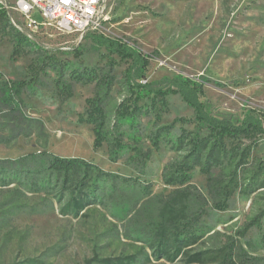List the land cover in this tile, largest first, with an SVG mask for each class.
<instances>
[{"label":"rangeland","instance_id":"rangeland-1","mask_svg":"<svg viewBox=\"0 0 264 264\" xmlns=\"http://www.w3.org/2000/svg\"><path fill=\"white\" fill-rule=\"evenodd\" d=\"M13 3L0 0V6L9 11L11 25L19 30L23 19L12 10ZM101 5L103 18L96 29L71 34H58L47 27L30 34L21 31L32 43L14 59L12 26L0 21L1 77L28 78L29 66L39 67L44 59L60 63L68 80L71 70L99 71L113 59V74L122 81L131 60L107 51L99 39L125 37L131 47L154 54L146 72L148 81L178 75L202 77V99L211 115L234 122L249 110L264 115V0H103ZM34 18L41 19L37 13ZM34 47L48 50L42 55ZM39 77L40 84L24 89L21 98L26 114L42 121L47 144L41 147L35 136H21L9 146L0 144V158L47 150L82 157L119 178L103 183L96 202L73 215L62 212L70 195L60 191V183L53 178L39 175L41 188L34 191L24 175L8 174L6 182L0 183V264H102L103 259H119V264H186L183 257L174 261L156 257L146 242L163 213L167 219L185 213L199 220L201 227L205 225V233L191 252L230 244L237 250L241 245L252 257L251 264H264V215L259 227L253 225L244 236L238 234L264 208V187L251 195L237 190L228 207L217 210L207 193L205 176L195 167L189 185L178 195L174 191L182 186L162 180L165 166L180 156L169 143L161 142L141 169L129 160L131 152L126 150L111 162L105 143L93 150L91 125L77 120L86 98L93 95L94 82L74 83L72 96L61 102L55 71L47 67ZM112 95L111 108L129 97L120 82L113 86ZM167 101L161 123L173 122L169 139L175 141L182 128L194 129L193 109L178 94H169ZM152 113L138 119L144 133L151 128ZM149 145L143 137L142 146ZM249 163V167L264 165V137L254 145ZM247 173H242L241 180L246 181ZM142 186L150 187V195L143 196Z\"/></svg>","mask_w":264,"mask_h":264},{"label":"trees","instance_id":"trees-1","mask_svg":"<svg viewBox=\"0 0 264 264\" xmlns=\"http://www.w3.org/2000/svg\"><path fill=\"white\" fill-rule=\"evenodd\" d=\"M0 21H7L11 25L5 9L1 6ZM11 39L12 59L23 54L25 46L32 43L14 26ZM99 42L107 51L116 53L121 59L131 60L123 72L122 81L113 74V59H108L106 66L99 71L86 67L71 70L68 80L64 78L65 69L60 63L44 59L39 67L29 66L31 76L28 78L3 79L0 75V144L9 146L21 136L30 138L33 135L41 140L38 143L41 147L46 146L47 135L43 130V123L40 119L26 114L21 93L28 87L38 86L41 82L39 73L51 67L57 74L54 84L61 102L72 96L74 83L94 82L93 95L86 98L85 109L77 120L91 125L93 150H97L105 143L107 157L111 162H116L126 150L131 152L128 155L129 160L141 169L152 151L159 149L161 142L169 143L170 148L179 152L180 156L165 166L163 182L182 186L183 189L174 191L182 195L185 187L189 185L190 172L198 167L200 173L205 176V186L212 206L217 210H225L237 190L242 194L251 195L264 187V165L248 166L254 145L260 137H264V115L249 110L237 122L227 117L213 116L202 99V77L178 75L164 79L165 81H148L146 72L150 60L155 57L153 53H144L131 47L129 39L125 37L101 36ZM34 48L36 53L42 55L48 50ZM49 59L53 60L51 57ZM119 82L129 97L111 108L109 105L113 99L112 88ZM169 94H178L193 109L194 129L182 128L175 141L169 139L173 122L161 123L162 114L167 109ZM141 100L144 101L140 103ZM151 113L153 115L151 128L144 133L138 119ZM143 137L149 141V146H142ZM245 171L248 173L246 181H243L242 173ZM8 174L24 175L34 191L41 188L37 180L39 175L44 174L49 179L53 178L55 182L60 183V191H67L70 195L62 212L70 211L73 215H77L83 207L96 202V194L101 191L103 183L113 182L119 178L116 173L103 170L96 163L82 157L59 156L47 150L30 151L15 158H0L1 184L6 182ZM142 190L143 196L150 195V187L142 186ZM203 200L206 202L204 198ZM171 202L172 199L168 204ZM164 215L163 213L155 221L146 239L156 257L162 256L168 261L183 257L186 264L196 262L204 264L208 261L212 264H251L252 257L241 245L237 250L230 244L215 250L191 252L189 249L205 233V225L201 227L199 220L185 213H179L178 216L169 219ZM262 215L264 208L245 223L238 234L244 236L251 226L259 227V218ZM101 262L119 264V259L114 262L103 259Z\"/></svg>","mask_w":264,"mask_h":264},{"label":"built area","instance_id":"built-area-1","mask_svg":"<svg viewBox=\"0 0 264 264\" xmlns=\"http://www.w3.org/2000/svg\"><path fill=\"white\" fill-rule=\"evenodd\" d=\"M103 0H14L12 10L23 19L19 31L27 34L38 28H52L58 34L82 33L100 26ZM6 14L9 11L6 7ZM40 15V20L34 18Z\"/></svg>","mask_w":264,"mask_h":264},{"label":"bare ground","instance_id":"bare-ground-1","mask_svg":"<svg viewBox=\"0 0 264 264\" xmlns=\"http://www.w3.org/2000/svg\"><path fill=\"white\" fill-rule=\"evenodd\" d=\"M30 39V38H29Z\"/></svg>","mask_w":264,"mask_h":264}]
</instances>
